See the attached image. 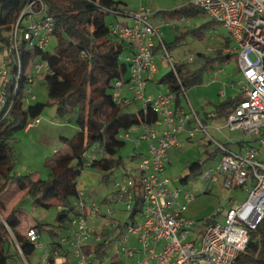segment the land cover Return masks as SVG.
Segmentation results:
<instances>
[{"label": "built area", "instance_id": "obj_1", "mask_svg": "<svg viewBox=\"0 0 264 264\" xmlns=\"http://www.w3.org/2000/svg\"><path fill=\"white\" fill-rule=\"evenodd\" d=\"M145 1L149 0H141V5L135 10L124 8L115 12L116 15L123 13L131 17L132 23L111 24L115 38L128 43L133 50L131 55L123 56L131 74L127 79L120 78L114 82L113 97L118 103L125 102L128 98L124 89L128 85L133 99L141 100L145 114L141 123L143 129L136 136L133 137L129 131H122L120 138L131 139L137 144L144 140L148 142V155L138 160L137 176L131 170H126L116 182L117 197L126 201L127 208L133 210L140 184L143 205L141 216L138 218L137 214L124 225L120 220L111 221L109 226L116 223L114 231L106 226L107 222L103 224L102 230L94 228L89 225L87 215H97L102 209L96 202L89 203L85 190L78 189L77 201L72 203L78 213L65 224L69 230L63 239L69 243L68 248L62 246L54 249L52 244L47 245L41 240L39 229L35 226H31L27 232V238L34 248L43 251L41 264H235L240 252L247 247L251 230L264 218V0L188 1L203 8L240 42L234 51L239 56L243 74V80L239 83L246 98L240 99L232 108L227 124L232 130L242 129L257 138V143L248 145L244 151L232 150L224 142L215 141L223 153L218 170L225 174L228 187L245 186L256 181L247 199L227 210L224 222L209 221L199 243L197 237L191 238L197 220L184 216L185 203L180 202L178 208L174 206L181 194L169 187L171 180L164 176L165 161L169 149L180 144V132L186 130L190 140L199 133H210L191 103L188 109L176 108L178 95L188 99L186 85L180 78L182 86L176 93L168 91L154 97L146 94L148 80L154 79L158 72L154 47L162 45L174 70L175 62L168 53L159 29L149 19L153 12ZM47 8V0H29L11 31V43L2 47L0 122L10 116L18 97L22 98L25 105L32 102V98L35 100L31 83H34L37 75L51 71V62L46 59L31 61L26 68L23 58L24 48L33 49L36 45L47 48L53 38L55 18L47 12ZM185 21L186 16L182 15L177 23ZM152 112L158 114L154 119L149 118ZM191 120L195 125L188 127ZM39 121V115L29 118L26 130L36 126ZM87 155L89 164L98 152H89ZM205 177L218 182L213 168L205 171ZM184 196L186 202H191L195 197L189 191ZM221 210H215L209 219ZM118 227H123V230L117 231ZM132 233L137 236L139 245H125ZM116 241L120 244L113 256L108 257L107 252L100 256L95 251L100 242L111 246ZM17 247L22 252L25 264H30L19 242Z\"/></svg>", "mask_w": 264, "mask_h": 264}, {"label": "trees", "instance_id": "obj_2", "mask_svg": "<svg viewBox=\"0 0 264 264\" xmlns=\"http://www.w3.org/2000/svg\"><path fill=\"white\" fill-rule=\"evenodd\" d=\"M29 0H0V49L11 43V31L21 13L23 6ZM47 12L55 18L53 36L56 38L54 49L45 47L24 48V65L27 66L36 58L51 62V71L44 75L51 102L57 105V112L61 117L74 119L79 132L71 137H62L69 145L67 153H60L47 162L50 175L47 179H36L32 174H22L14 170V163L0 157V198L13 186L28 191L34 195L38 204L49 206L52 199L62 206L57 214L60 224L66 223L77 215L78 210L73 206L71 197L77 195L79 179L84 167L104 171L103 180L110 181L111 173L122 163L118 156L126 140L120 138L122 131H128L145 119L143 108L135 112L124 109V103H118L113 97L114 82L120 78L127 79L129 64L123 60L126 50L132 51L131 46L123 40L115 38L111 24L106 20V14L118 11L115 0H47ZM204 10L197 5L187 2L184 6L169 12L187 15ZM114 11V12H113ZM205 11V10H204ZM199 30H196V33ZM166 47L169 45L164 39ZM159 45V44H158ZM157 45V46H158ZM156 47V46H155ZM154 47V48H155ZM158 47H162L160 44ZM232 57V53H223L220 50L215 58L210 56L207 63L213 61L224 62ZM190 69L185 63L175 62V70L170 69L161 79L170 86L172 92H178L182 83L188 86L189 77L203 68ZM10 116L0 122V144L6 147L8 154L14 156L13 148L8 140L16 129H23L31 117H38L44 110L47 102H30L25 105L18 97ZM235 100L218 105L219 109L231 113ZM158 114L151 113L149 118L154 119ZM243 142V141H242ZM229 146V142H225ZM219 153L221 150L217 148ZM98 152L97 157L87 164L88 153ZM223 154V153H222ZM191 174L203 173L204 164L200 161L192 162ZM190 174V175H191ZM188 180V175L182 179ZM118 179L114 181L115 187ZM117 187L115 193L117 194ZM2 202V201H1ZM1 207V204H0ZM135 208L130 218H135L142 208L141 186L138 185V194L135 199ZM17 208L0 220V264H6L12 259L11 242L9 241L8 225L16 231L25 257L34 249L33 243L20 232L21 216ZM41 232L45 224L35 225ZM56 233L54 229H49ZM250 239L242 250L235 264H264V218L262 223L251 230ZM9 243V244H8ZM62 242H52L54 249L60 248ZM107 244L100 242L95 251L103 255ZM28 259V257H27ZM32 264V262H29ZM23 264L25 262L23 261ZM37 264H41L38 262Z\"/></svg>", "mask_w": 264, "mask_h": 264}, {"label": "rangeland", "instance_id": "obj_3", "mask_svg": "<svg viewBox=\"0 0 264 264\" xmlns=\"http://www.w3.org/2000/svg\"><path fill=\"white\" fill-rule=\"evenodd\" d=\"M115 1L119 8H125L128 9V11L134 10L136 7L139 8L141 5L140 0ZM188 1L189 0H149L145 1V3L149 5L152 12H159L164 15L165 22L160 33L163 39L170 44L168 53L170 57L174 58V61L185 63V66L190 69H199L204 65L205 67L202 71L208 73L210 78L216 81L226 75L229 77L238 62L237 59L239 56L237 54L232 52V58L228 63L223 61H216V63L211 61L207 63L206 60L210 58V56L215 58L218 52L223 49L224 45L228 48H237L240 42L231 37V34L227 31L228 29L225 28L222 23L214 21L211 15L204 10L184 15L186 16V21L181 24L177 23L179 17L172 16L169 12ZM120 17L121 16H115L114 13L106 14V20L109 23H118V21H122ZM196 30H199V32L196 33ZM55 45L56 38L53 36L47 49H54ZM158 51L159 55L156 57V62L159 71L155 74L153 80L162 79L163 75L172 69L163 48L161 47ZM3 55L4 50L0 49V65H2ZM189 56H194L195 58L189 59ZM36 60L42 61L39 57H37ZM224 66L228 71L225 73L222 72L223 70L217 71V69ZM129 74L131 73L128 69L126 76H129ZM45 77L44 74L37 75L34 83H31V87L34 91L33 93L36 95V99L34 100L32 98L31 101L33 103H37L38 101L47 102L44 110L39 115L40 121L38 124L28 130H26V128L16 129L12 133L8 140V144L13 148L14 156L11 157L6 147L0 144V157L2 159L9 163H14L15 171L24 175L32 174L38 180L47 179L51 174L47 165L49 160H52L60 153L64 154L69 151V145L63 141L62 137H71L79 132V127L74 119H70L68 116L61 117L57 112V105L55 103L49 104L51 100L48 94L49 90ZM151 82L152 80H148L147 94ZM160 86L167 87L168 84L162 82ZM220 99L225 98L220 97ZM128 104L124 105V109L134 112L141 106V101L135 100ZM213 108H216L214 104L207 107H196L197 112H199L198 115L200 120L204 125L208 126V131L211 136L206 133H199L192 140L186 139L178 148H174V146L171 147L168 152L169 156L165 161L166 170L164 176L169 177L171 180L169 187L172 190L180 191L181 194V197L177 200L178 203L174 205L175 208L180 207V202V204L185 203L183 208L184 216L191 220H200L195 224V227L192 229L195 231H192L191 235V238L195 239V237H197L198 243L209 221L216 220L217 222H224L227 210L230 209V207H236V205L246 200L251 186L256 181L254 180L252 183L249 182V184L245 186L238 185L232 188L226 185L227 181L225 174L218 170L222 153L218 152L215 141H231L234 134L240 132L244 135L245 132H243L242 129L232 130L227 124V112L214 116ZM139 126L140 124H136L128 131L133 135ZM139 146L140 145H136V143L132 142L131 139H126L125 145H123L118 154V156L123 157L122 163L120 166L116 167L115 172L111 173L110 181L105 182L103 176L95 177L96 179L93 184L85 188L88 194V202H96L102 209V212L97 215L93 213L87 215V221L90 226L102 230L104 228L103 224L107 222L106 226L110 228V231H114L113 228L116 227V223L114 226H109L111 221L118 222L120 220L122 225H124L125 222L130 219L132 209H128L127 202L117 197L114 181L116 179L120 180L127 169L131 170L133 174L137 176L139 171L136 169L138 158H135V156L138 154ZM229 146L233 148L234 144L230 143ZM194 161H200L204 164L205 169L203 173L199 175L191 174L189 167ZM210 168L214 169L218 177V182L206 179L205 171ZM96 170L98 171V169ZM187 175L188 180L182 181ZM85 177H88L86 171L82 172L79 181L82 182V178ZM186 191L195 195L191 202H186L184 199V193ZM77 198V195H73L71 197V202L74 203L77 201ZM16 203L17 206L14 205ZM51 203L52 204L49 206L40 205L36 202L34 195H30L20 190V188L13 186V188L4 193L0 198V220H4L14 208H17V212L19 216H21V224L18 229L20 232H23L24 235H27L31 226L43 223L46 228L41 230L42 241L47 245L57 241L65 242L63 238L68 235L69 228L65 223L60 224L56 218L62 206L57 203L56 199H52ZM218 208L222 209L221 212L217 213L214 218L209 219L208 216L214 213ZM140 216L141 211H139L138 218ZM206 218L209 220L205 221ZM50 228L54 229L56 233H52V231L49 230ZM8 230L7 235L9 236V241L13 244L11 246L13 257L9 259L6 264H23L25 259L22 252L17 247L18 240L16 231L11 229L10 226ZM118 230H120V227H118ZM138 241L137 236L132 233L125 245H131L132 243L139 245L137 243ZM119 244V241H116L110 247L108 257L115 254ZM65 246L66 248L68 247L67 242H65ZM42 252V250L34 248L32 252L27 255L28 259L26 258V260L32 262V264H37L42 258Z\"/></svg>", "mask_w": 264, "mask_h": 264}, {"label": "crops", "instance_id": "obj_4", "mask_svg": "<svg viewBox=\"0 0 264 264\" xmlns=\"http://www.w3.org/2000/svg\"><path fill=\"white\" fill-rule=\"evenodd\" d=\"M185 4H187V2L182 3L180 5V7L184 6ZM135 9H137V7ZM115 16H121L120 18H122V21H118V23H124V24L132 23V18L127 16L126 14L122 13V14H118ZM173 16L181 17L182 15L180 16L178 14H174ZM149 19L159 29V31L164 26L163 24L165 22V17L163 14H160L159 12H156V13L153 12V14L150 15ZM112 23H114V22H112ZM112 23H110V24H112ZM118 23H114V24H118ZM158 46H156L154 48L155 58L159 55L158 49H161V47H158ZM132 52H133V50L130 51L128 49V50H126V52L122 56L131 55ZM222 52L223 53H225V52L226 53H230V52L232 53L233 52V53L237 54L234 51V48H228L226 45L223 46ZM189 57H190L189 59L195 58L194 56H189ZM231 58L232 57H230V59ZM230 59L228 61L225 60L224 62L228 63L230 61ZM237 61H238V59H237ZM174 62H176V61H174ZM157 67H158V65H157ZM220 70H223L222 71L223 73L228 71L225 66L217 69V71H220ZM158 71H159V68H158ZM232 78H234V79H232ZM242 80H243V74H242V69L240 68V65H239V61L237 62L236 66L232 70V73H231V75H229V77L226 75L223 78H221L220 80L217 79V81L210 78L209 74L206 72H203V71L197 72L194 75L189 77L188 86L186 87L187 91H188V99L186 98V96L178 95L176 98L177 99L176 100V108L185 107L186 109H188L189 103H191L195 107V109L197 106L207 107L209 105L214 104V106H216L215 109L213 108V111H214L213 113L215 114L214 116H218L219 114H221L223 112H227L226 115L228 117V115H229L228 111H223L222 109H219L218 105L220 103H224V102H231L232 100H235V105H236L240 99L246 98L245 97L246 93H244L242 91L241 84L239 83V81L241 82ZM161 83H162L161 78L159 80L158 79H155V80L152 79V82L149 85L148 94H147V88H146V94L154 97V96H157L159 94H162L163 92L171 91L169 88L170 86L169 87L167 86L168 88L166 86H160ZM128 88L129 87L127 85L126 88L124 89V94L128 98L125 102H123L125 105L128 103H132L135 100H138V99H133V94L128 90ZM220 97L225 98V99H220ZM139 101H141V100H139ZM128 106H129V104H128ZM141 107H142V102H141V106L136 110H139ZM231 110H232V108H231ZM129 111H131V110H129ZM197 113H199V112H197ZM194 125H195V122L193 120H191V122L188 124V127H191ZM141 129H143V128H142V125L140 124V126L138 127V129L135 130L133 135L136 136L141 131ZM129 133H131V132L129 131ZM186 139L190 140L187 131L185 130V131L180 132V144H178V146L181 145L182 142H185ZM231 139H232L231 141L228 140L226 142L233 143L234 147L232 148L231 146H229V148L232 150H236V151H244L248 145L257 143V140H256L257 138L255 136L247 135L246 133L244 135H242V133H240V132L234 134L233 138H231ZM136 145H140L139 146L140 148H139V151L137 152L138 154H137V156H135V158H138V160H139L141 157L148 155V142H145V140H144V141H142V143H139V144L136 143ZM178 146H176L174 148H178ZM96 169L91 168L90 166H87V167H84V169L82 170V172L86 171V173L88 174V177L82 178V182L79 181V187L78 188L81 190H85L86 194H87V191L85 188L88 187L90 184L91 185L93 184V182L96 179L95 177H100V176L102 177L104 175V171H102L100 169H98V171H97ZM93 176H94V178H93ZM91 177H92V179H91ZM23 192L28 193V191H23ZM14 205L17 206V203ZM190 216H191V214H190ZM208 218H209V216H208ZM208 218H206L205 221H208ZM197 221H200V220L197 219ZM197 221H196V223H197ZM122 230H123V228L120 227V230H117V231H122ZM40 234H41V232H40ZM111 246H108V244H107L106 251H105V252H107V254L109 253L108 250H110ZM63 247H66L65 242L63 243ZM68 247H69V243H68ZM136 258H137V256H136Z\"/></svg>", "mask_w": 264, "mask_h": 264}]
</instances>
